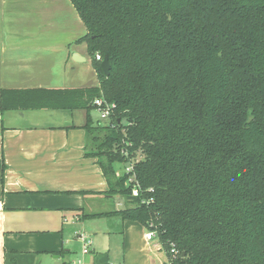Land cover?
I'll return each mask as SVG.
<instances>
[{
	"label": "trees",
	"instance_id": "trees-1",
	"mask_svg": "<svg viewBox=\"0 0 264 264\" xmlns=\"http://www.w3.org/2000/svg\"><path fill=\"white\" fill-rule=\"evenodd\" d=\"M70 1L99 87L3 90L1 113L86 111V156L127 204L90 218L141 224L173 264H264V0Z\"/></svg>",
	"mask_w": 264,
	"mask_h": 264
},
{
	"label": "crops",
	"instance_id": "crops-1",
	"mask_svg": "<svg viewBox=\"0 0 264 264\" xmlns=\"http://www.w3.org/2000/svg\"><path fill=\"white\" fill-rule=\"evenodd\" d=\"M86 33L70 0H0V97L99 87L87 44L77 43ZM85 123V110L0 111V264H167L141 224L90 218L127 204L106 194L86 156ZM80 234L92 239L87 255Z\"/></svg>",
	"mask_w": 264,
	"mask_h": 264
},
{
	"label": "built area",
	"instance_id": "built-area-1",
	"mask_svg": "<svg viewBox=\"0 0 264 264\" xmlns=\"http://www.w3.org/2000/svg\"><path fill=\"white\" fill-rule=\"evenodd\" d=\"M96 59L100 61L101 60L100 55H97ZM93 107L94 110H96L100 114V119H101L100 122L102 123L103 120H107L109 125L111 123V119H110L111 112L115 106L108 103V101L105 100L104 98H99L94 101ZM125 173L127 174L133 173V164L127 166V168L125 169ZM128 183L133 184L132 195L134 197H137L139 195V185L137 183L134 174L130 176ZM155 236H156L155 232L146 229L145 238L148 241H152ZM79 240L83 243V254L84 255L89 254L91 250V246L93 244L92 239L87 234H80ZM170 255L172 260L178 257V250L175 248L174 245L171 246ZM172 260H168L167 264H173ZM77 263L82 264V261H78Z\"/></svg>",
	"mask_w": 264,
	"mask_h": 264
},
{
	"label": "rangeland",
	"instance_id": "rangeland-1",
	"mask_svg": "<svg viewBox=\"0 0 264 264\" xmlns=\"http://www.w3.org/2000/svg\"><path fill=\"white\" fill-rule=\"evenodd\" d=\"M93 84H94V81H93ZM67 113V112H66ZM69 113V112H68ZM92 117H93V120L95 121V122H97V121H101V119H100V114L96 111V110H94V111H92ZM68 115V114H67ZM102 124H105V125H108V121L107 120H103L102 121ZM115 168H116V171H117V174H118V176H123L124 175V173H125V169L127 168V165H124V164H116L115 165ZM120 199V198H119Z\"/></svg>",
	"mask_w": 264,
	"mask_h": 264
},
{
	"label": "water",
	"instance_id": "water-1",
	"mask_svg": "<svg viewBox=\"0 0 264 264\" xmlns=\"http://www.w3.org/2000/svg\"><path fill=\"white\" fill-rule=\"evenodd\" d=\"M101 68L104 72V74L106 76H109L110 75V71H111V66H110V63H109V59L108 58H105L103 60V62L101 63Z\"/></svg>",
	"mask_w": 264,
	"mask_h": 264
}]
</instances>
